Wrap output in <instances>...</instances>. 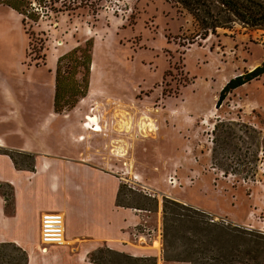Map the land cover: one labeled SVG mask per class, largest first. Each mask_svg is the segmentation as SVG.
Returning a JSON list of instances; mask_svg holds the SVG:
<instances>
[{"label": "rangeland", "instance_id": "obj_1", "mask_svg": "<svg viewBox=\"0 0 264 264\" xmlns=\"http://www.w3.org/2000/svg\"><path fill=\"white\" fill-rule=\"evenodd\" d=\"M35 6L38 22L24 24L20 13L0 3V120H11L0 133L19 127L25 109L53 108L49 63L89 38V89L78 107L107 110V119L113 109L137 115L130 148L112 151L124 160L119 204L137 209L131 245L138 255L108 252L100 244L96 257L120 264H189L164 259L184 257L185 248L182 241L173 250L164 248V198L217 224L264 234V74L228 92L216 106L230 78L264 60V29L234 21L204 36L192 15L169 0H45ZM40 40L44 48L37 54L45 60L36 65L30 42L38 46ZM32 80L40 84V97L28 96ZM144 114L156 124L148 134L138 126ZM124 115L121 125L129 119ZM121 125L120 131H128ZM107 151L109 144L100 149ZM131 155L134 162L127 159ZM31 164L35 157L32 162L22 155L21 170L33 171ZM0 187L6 210L14 211V188ZM185 235L194 238L192 232ZM38 251L43 252L40 241Z\"/></svg>", "mask_w": 264, "mask_h": 264}, {"label": "crops", "instance_id": "obj_2", "mask_svg": "<svg viewBox=\"0 0 264 264\" xmlns=\"http://www.w3.org/2000/svg\"><path fill=\"white\" fill-rule=\"evenodd\" d=\"M48 66L54 72L55 60ZM28 86L29 98L40 97V84L32 80ZM79 103L61 112L25 109L19 127L0 133V182L14 188V211L9 213L0 192V242L23 247L27 264H95L88 254L100 244L138 255L131 245L137 209L116 205L125 168L121 156L112 151L130 148L137 134V115L113 109L107 119V110H87L78 107ZM122 111L128 113L124 117L129 118V131L119 130ZM6 119L0 120V127L11 121ZM108 144L104 155L100 149ZM3 149L35 154L34 170L18 168ZM127 159L135 161L132 155ZM50 211L63 215L65 242L39 252L41 216Z\"/></svg>", "mask_w": 264, "mask_h": 264}, {"label": "trees", "instance_id": "obj_3", "mask_svg": "<svg viewBox=\"0 0 264 264\" xmlns=\"http://www.w3.org/2000/svg\"><path fill=\"white\" fill-rule=\"evenodd\" d=\"M185 8L197 21L203 30L204 36L209 32H214L218 27H227L231 22H239L245 26L264 29V0H169ZM16 10L22 15V22L26 24L30 20L38 22L40 11L35 4L45 3V0H0ZM71 8V7H70ZM66 8V9H70ZM30 51L35 64L44 63V54H37L44 48V43L40 40L38 46L30 42ZM93 55V40L89 38L83 44L73 47L71 50L58 56L54 70V94L53 109L56 112L70 110L77 102L88 93L90 82V67ZM264 74V60L262 63L250 71L230 78L219 92L216 106L225 95L240 87L241 85L258 78ZM4 153L10 155L15 165L21 168V157H31L34 161L35 154L31 152H21L3 149ZM34 169L33 164L29 167ZM2 183H0V186ZM119 185L116 197L117 206L119 204L118 195L121 191ZM1 188V187H0ZM5 196V194H4ZM9 203V199L6 196ZM10 203L8 204V206ZM126 207H135L129 204ZM145 208V207H142ZM146 209V208H145ZM163 217V245L164 248L173 250L182 241L184 257L182 253H175L172 256H164L169 261H184L189 264H249L245 257L254 264H264L261 253L264 251V243L261 239L264 234L261 232L251 233V230H238L217 224L205 214L197 213L196 210L179 201L164 198L162 203ZM185 231L192 232L194 238L185 235ZM12 249L11 252L7 250ZM95 248L90 251L88 258L95 264H120L118 262L96 257ZM106 250L113 249L106 247ZM210 260V261H209ZM28 257L24 249L15 242H0V264H27Z\"/></svg>", "mask_w": 264, "mask_h": 264}, {"label": "built area", "instance_id": "obj_4", "mask_svg": "<svg viewBox=\"0 0 264 264\" xmlns=\"http://www.w3.org/2000/svg\"><path fill=\"white\" fill-rule=\"evenodd\" d=\"M137 230H135L136 234ZM134 234V235H135ZM41 250L46 251L47 246L62 244L65 240L63 215L57 211L45 212L41 216L40 224Z\"/></svg>", "mask_w": 264, "mask_h": 264}, {"label": "bare ground", "instance_id": "obj_5", "mask_svg": "<svg viewBox=\"0 0 264 264\" xmlns=\"http://www.w3.org/2000/svg\"><path fill=\"white\" fill-rule=\"evenodd\" d=\"M138 126L140 127V130L142 132H145V134H148L149 132L155 130L156 124H155L154 119H152L150 116L144 114V116H142L141 121L139 122ZM121 127L122 128L125 127V129L129 131V129H130V121H129V119H123ZM94 129L96 131H100L101 130L100 128H94ZM121 150H123V148H119L120 152H121ZM153 246L155 248H160V242L158 240H154Z\"/></svg>", "mask_w": 264, "mask_h": 264}]
</instances>
